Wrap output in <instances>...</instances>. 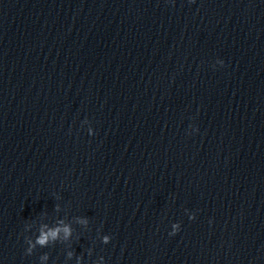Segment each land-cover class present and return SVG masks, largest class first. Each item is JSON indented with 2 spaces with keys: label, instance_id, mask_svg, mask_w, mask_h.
Here are the masks:
<instances>
[{
  "label": "clouds",
  "instance_id": "obj_1",
  "mask_svg": "<svg viewBox=\"0 0 264 264\" xmlns=\"http://www.w3.org/2000/svg\"><path fill=\"white\" fill-rule=\"evenodd\" d=\"M89 134L90 135L93 134V130L92 129L89 130ZM174 228H175V226H174ZM60 231H61V229L58 227V228H56L54 230L48 231L47 233H43L42 232L40 237L37 240V243H39L40 245H45L48 242L49 239L55 240L58 237V234H59ZM63 232L65 234V237H67V236H69L71 234V230H70V228L68 226H65L63 228ZM176 232L177 231H173V232L170 233V235H174ZM107 240H108V238L105 237V241H107Z\"/></svg>",
  "mask_w": 264,
  "mask_h": 264
}]
</instances>
